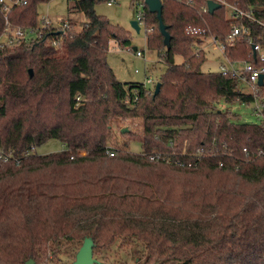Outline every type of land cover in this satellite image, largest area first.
Wrapping results in <instances>:
<instances>
[{
  "label": "trees",
  "instance_id": "1",
  "mask_svg": "<svg viewBox=\"0 0 264 264\" xmlns=\"http://www.w3.org/2000/svg\"><path fill=\"white\" fill-rule=\"evenodd\" d=\"M48 1L3 0L0 35L6 20L38 30V4ZM161 1L169 43L157 14L146 12L147 46L166 65L158 93L156 80L117 78L110 43L127 46L131 38L97 13L102 1L76 2L73 10L87 18L80 31L70 19L64 34L34 30L0 47V153L20 158L0 159V264H45L66 243L78 253L86 238L101 261L95 264H107L117 242L130 245L137 264H264V113L261 123H245L219 108L254 98L233 72L203 71L204 39L186 31L199 26L205 37L224 39L241 22L224 2L264 21V0H215L222 6L213 13L208 0ZM244 23L249 34L225 55L264 66L252 48L264 42V25ZM129 94L138 96L132 107L124 102ZM126 118L141 119L137 133L120 129L141 140L139 153L113 135ZM49 139L66 148L32 153ZM199 148L203 156L193 158ZM155 151L194 166L151 161Z\"/></svg>",
  "mask_w": 264,
  "mask_h": 264
},
{
  "label": "rangeland",
  "instance_id": "2",
  "mask_svg": "<svg viewBox=\"0 0 264 264\" xmlns=\"http://www.w3.org/2000/svg\"><path fill=\"white\" fill-rule=\"evenodd\" d=\"M76 5L74 0H50L48 2H41L38 4L39 23L43 18L49 16L53 23L58 24L63 20H72L76 24L73 28L75 31H80L86 23L87 18L82 11L73 10ZM96 11L98 14L106 16L113 24L123 27L130 34L131 44L127 46L119 45L117 41L112 40L108 53V61L117 78L124 84L130 83H144L148 76H152L156 82L160 75L165 71L166 65L159 60L157 51L149 49L147 46V33L144 26L137 31L132 26V21L137 19V14L142 7H138L133 0H116L112 5L106 2H97ZM231 17V9H228ZM235 24V23H234ZM6 40V37L3 38ZM209 37H204L203 42L208 43ZM202 46V43L200 44ZM137 47L138 51L143 54L140 56L134 50ZM206 56L202 64L203 71H219L220 65L224 64L229 67L228 60L219 50H212L210 46L204 50ZM177 62H181L180 56L176 57ZM234 67L243 69V62L238 61ZM155 86V84H149ZM245 91H250L247 85H243ZM261 110H257L255 103H245L236 101L233 103L221 102L219 108L222 110L229 109L241 116L240 121L245 123H261L263 120L264 108L261 105V99L258 101ZM121 127L130 128L131 131L137 133L141 131V119L129 118L117 121L113 128L114 137L122 140H129L128 148L132 152L139 153L142 151V142L140 139H130L128 135L120 136ZM66 148L65 144L59 139H49L45 143L35 147L32 150L33 154H47L51 152H59ZM70 243H66L61 252L60 258L51 260L45 264H74L77 258V246L72 248ZM80 249V248H79ZM79 251V250H78ZM105 259L107 264H137L139 258H135L130 245L118 243L111 248ZM98 260V259H97ZM101 261H99L100 263Z\"/></svg>",
  "mask_w": 264,
  "mask_h": 264
},
{
  "label": "built area",
  "instance_id": "3",
  "mask_svg": "<svg viewBox=\"0 0 264 264\" xmlns=\"http://www.w3.org/2000/svg\"><path fill=\"white\" fill-rule=\"evenodd\" d=\"M74 1L78 2V1H83V0H74ZM98 1H103V2H106L108 5H112L116 0H98ZM0 3H4L3 0H0ZM133 3H136L138 7H142V10H139L137 14L136 20L138 21V24L140 25V27L144 26L146 28L147 26L146 12L149 9L146 3V0H133ZM224 3L227 4L229 9H231V13H232L231 16L236 20H241V22L239 24L236 23L233 27L232 32L224 39L210 34V36H208L210 41L208 43L203 42L202 46L200 47V50H206L208 46H210L212 50H219L230 64L229 67L224 64H221L220 71L233 72L234 74H236L241 79V87L245 84L250 88V91H245L242 88L244 92L253 96L254 101L252 103L256 104L257 110H261V107L259 106L258 101L261 99V105H262V108H264V93L262 92L264 85H260L259 80H260L261 75H264V66L263 65L256 66L255 64L249 61H242L243 69L236 68L234 67V64H236V62L229 59L225 55V52L229 47L235 46L237 41L242 36L249 34L248 27L244 23L245 18H249L250 20L259 22L260 24H263V25H264V21L256 18L252 12L250 13L244 12L231 4H228L226 2ZM5 8L9 9V7L7 6ZM40 26L41 27L38 30L34 28L27 30L19 26H14L9 20H6L5 30L0 35V47H4L5 45L11 46L17 40H20L22 38H27L31 32H35L34 30H36L38 34H40L43 30L54 31L55 33L62 32V34H64L70 28L67 20H63L62 22L55 24L52 22L49 16H46L43 18V21L41 22ZM186 31L189 34L200 35L201 37H203V39L205 37L204 36L205 30L199 26H188ZM4 37H6V40L3 39ZM62 39H63V36L59 37V39L54 38L53 42L56 43L57 41L62 40ZM263 44L264 42L260 43L259 45L255 44L256 58H258L259 56L260 62H264V45ZM136 51H137V54L140 56L143 54L141 51H138V50ZM154 83H155V79L150 75L147 77L146 81L144 82V85L154 84ZM137 99H138L137 94L134 96V98H132V96L129 94L126 96L124 102L128 104L130 107H132L134 106V102L137 101ZM261 113L263 114L264 110ZM243 150L244 152H248L247 147H244ZM80 153L82 155L85 154L84 151H81ZM187 153L188 152L186 149L183 150L182 156L189 155ZM203 154H204L203 148H199L197 149L196 153H194V155L192 156L193 158L200 159L203 156ZM110 155L114 156L115 152L113 151L110 152ZM178 156L179 154H177L176 152L166 154L162 151H155V152L150 153L149 159L155 162H164L167 164H174V165H178L182 167L191 168L194 166V162L192 160L186 163L181 158V156L179 157ZM0 159L3 160L4 162H8L11 159L14 160L16 163L20 162L19 157H16L12 154H6V153H0ZM223 165L224 163L220 162V166H223Z\"/></svg>",
  "mask_w": 264,
  "mask_h": 264
},
{
  "label": "water",
  "instance_id": "4",
  "mask_svg": "<svg viewBox=\"0 0 264 264\" xmlns=\"http://www.w3.org/2000/svg\"><path fill=\"white\" fill-rule=\"evenodd\" d=\"M146 3L148 5V8L151 12L156 13L157 17L159 18V28L161 32L165 35V42L169 43L170 34L168 33L166 29V25L162 21V10H163V3L161 0H146ZM207 7L210 13H213L216 9L220 8L222 6V3L215 1V0H208ZM132 26L137 31H140V25L138 24L137 20L132 21ZM253 51H254V57L256 58V50H255V44L252 45ZM134 50H137V47H134ZM30 75H33V70H29ZM259 84H264V75H261ZM161 88V82H157L155 86V93H158ZM129 129L127 127H123L121 129L122 132H126ZM93 245L94 242L91 238H86L84 240L83 245L80 247L77 258L74 264H95L99 261L94 257L93 252Z\"/></svg>",
  "mask_w": 264,
  "mask_h": 264
}]
</instances>
